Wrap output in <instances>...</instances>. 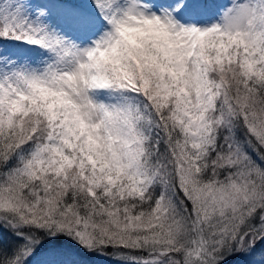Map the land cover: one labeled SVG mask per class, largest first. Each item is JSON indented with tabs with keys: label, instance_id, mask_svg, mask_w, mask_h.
Segmentation results:
<instances>
[{
	"label": "snow or ice",
	"instance_id": "6c2138e0",
	"mask_svg": "<svg viewBox=\"0 0 264 264\" xmlns=\"http://www.w3.org/2000/svg\"><path fill=\"white\" fill-rule=\"evenodd\" d=\"M0 264H264V0H0Z\"/></svg>",
	"mask_w": 264,
	"mask_h": 264
}]
</instances>
